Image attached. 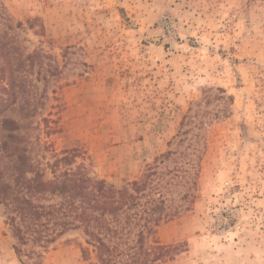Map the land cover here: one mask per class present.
<instances>
[{
    "label": "rangeland",
    "instance_id": "1",
    "mask_svg": "<svg viewBox=\"0 0 264 264\" xmlns=\"http://www.w3.org/2000/svg\"><path fill=\"white\" fill-rule=\"evenodd\" d=\"M1 43L7 115L44 167L76 150L120 189L187 152L195 200L157 229L162 264H264V0H0ZM6 211L0 264L97 262L82 230L19 257Z\"/></svg>",
    "mask_w": 264,
    "mask_h": 264
},
{
    "label": "trees",
    "instance_id": "2",
    "mask_svg": "<svg viewBox=\"0 0 264 264\" xmlns=\"http://www.w3.org/2000/svg\"><path fill=\"white\" fill-rule=\"evenodd\" d=\"M10 64L7 45L1 43L0 205L7 210L17 255L31 256L35 253L23 247L46 248L67 232L82 230L95 250V264H162L166 249L153 241L157 229L189 211L195 200L199 174L189 185L195 167L191 155L169 150L139 181L120 189L90 177L84 165L73 167L76 150L54 155L44 167L31 154L22 133L26 126L7 115L15 87ZM48 169L52 180L46 179ZM181 187L192 192L177 195L174 190Z\"/></svg>",
    "mask_w": 264,
    "mask_h": 264
}]
</instances>
